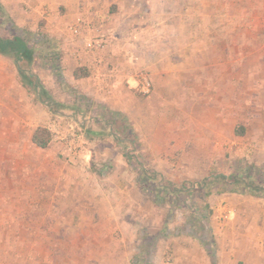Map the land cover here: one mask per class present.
Here are the masks:
<instances>
[{
  "label": "rangeland",
  "instance_id": "374dc122",
  "mask_svg": "<svg viewBox=\"0 0 264 264\" xmlns=\"http://www.w3.org/2000/svg\"><path fill=\"white\" fill-rule=\"evenodd\" d=\"M46 1L0 0V36L35 44L34 33L58 32L62 82L39 58L29 70L78 109L52 113L0 57V264H264L263 196L196 187L198 241L187 234L191 211L156 204L128 163L180 186L241 161L264 182V0H75L94 4L84 12L93 23ZM72 47L87 77L69 75ZM87 54L133 73L111 89L103 72L120 66ZM37 128L50 134L45 149L31 141Z\"/></svg>",
  "mask_w": 264,
  "mask_h": 264
},
{
  "label": "trees",
  "instance_id": "16d2710c",
  "mask_svg": "<svg viewBox=\"0 0 264 264\" xmlns=\"http://www.w3.org/2000/svg\"><path fill=\"white\" fill-rule=\"evenodd\" d=\"M7 20L9 21L8 16L0 4V25L4 24ZM33 38L35 40L37 39L38 43H30L25 35H14L11 38H3L0 36V56L12 61L16 67L21 85L27 91L34 92L38 101L47 105L52 113H56L60 109H78L76 106L71 107L58 103L50 96L38 80H34V76L31 74L29 68L38 58L47 66L58 82H62L63 78L60 72L61 51L56 44L57 42L41 31L34 33ZM41 41H44V43ZM72 77L74 80L82 79L87 77V71L82 68H75ZM77 97L88 108L92 106L91 101L86 96L78 95ZM111 115L115 118L117 116L115 113H111ZM112 121L114 123V120ZM241 132H243V128H241ZM31 141L37 148L45 149L49 145L50 134L44 128H37L32 135ZM128 163L138 168L137 184L141 191L156 204L160 205L165 201L170 206V209L185 206L191 211V217L186 226L187 234L198 241L200 239L197 235V230L194 228V222H197L196 220L203 222L204 216L191 204V197L197 191L196 187L198 188L199 186L198 189L204 192V196H209L213 187H217L219 192L264 197V182L255 177L256 175H261V169L251 164H242L241 161L236 163L233 173L229 175H211L202 181L183 183L180 186H175L170 182L161 180L157 173L145 171L141 165L138 166L135 162L132 163L129 160Z\"/></svg>",
  "mask_w": 264,
  "mask_h": 264
},
{
  "label": "crops",
  "instance_id": "0c3cea01",
  "mask_svg": "<svg viewBox=\"0 0 264 264\" xmlns=\"http://www.w3.org/2000/svg\"><path fill=\"white\" fill-rule=\"evenodd\" d=\"M46 2H47L46 0H41L40 6L45 5ZM62 4L65 6L66 9H69L67 11V13L69 11H75L76 14H80V16L84 15V12H87V10L91 8L90 6H94V4H91V5L88 4L86 7H83L82 1L78 2V1H75V0H65V3H62ZM113 4H120V2H118L117 0H114L113 1ZM84 19L88 23H93L94 21H99L97 19L95 20V18H93L92 16L85 17V15H84ZM71 27H73V26H69L68 28H71ZM56 29L59 31L58 27ZM52 34L53 35H52V37L50 36V38L53 39L55 42H58L59 43V41L55 38V37L58 36V32H57V34L55 32H53ZM73 44H75V43H67L68 46H73ZM111 50H112V53L116 55L115 52L118 51V48L116 50H113V49H111ZM75 52H76V50L72 47L71 53H70V56H72V58L69 59V57H68L67 58V61H66L67 70L69 71V75L70 76H72V73H73L74 69L78 66V62L80 61V60L79 61L76 60V57L77 56L78 57L81 56V52H78L77 54H75ZM0 57H3V56H0ZM82 57L83 58L81 59L80 62L85 63L87 57H85V58H84V56H82ZM79 58H81V57H79ZM89 61L91 63L95 62L94 63L95 66H96V64H100V62H102V61L104 62L103 64L105 66L107 64H110L111 66H120V68L118 69V71H115V70L112 71L111 72V75L109 73H104L103 72V79H102V81H103V83H105L106 86H108L111 89L116 88V87L119 86V82H120L121 78H124V77L128 76L130 74V72L133 73L131 71L133 65H130L129 63L125 62L124 60L119 59L117 57H114L112 55H105V56H102V57H98L97 59L95 57H92L91 56L89 58ZM0 70H1V65H0ZM112 77H114L113 80H111ZM115 78H116V80H115ZM129 82H131L132 84H135V80L132 77L129 79Z\"/></svg>",
  "mask_w": 264,
  "mask_h": 264
},
{
  "label": "built area",
  "instance_id": "2783aa9c",
  "mask_svg": "<svg viewBox=\"0 0 264 264\" xmlns=\"http://www.w3.org/2000/svg\"><path fill=\"white\" fill-rule=\"evenodd\" d=\"M69 30L73 33V34H77L79 31L77 28H74V27H71L69 28ZM100 46V43L99 42H96L94 44L91 45L90 49L92 48H96ZM141 91L144 92V93H147L149 91V88H150V83L148 81V79L146 77H143L142 78V83H141Z\"/></svg>",
  "mask_w": 264,
  "mask_h": 264
}]
</instances>
